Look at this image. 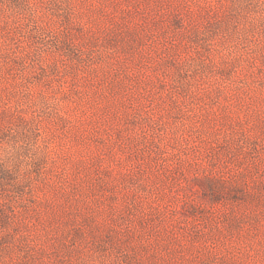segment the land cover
I'll return each mask as SVG.
<instances>
[{
	"label": "rangeland",
	"instance_id": "rangeland-1",
	"mask_svg": "<svg viewBox=\"0 0 264 264\" xmlns=\"http://www.w3.org/2000/svg\"><path fill=\"white\" fill-rule=\"evenodd\" d=\"M0 264H264V0H0Z\"/></svg>",
	"mask_w": 264,
	"mask_h": 264
}]
</instances>
